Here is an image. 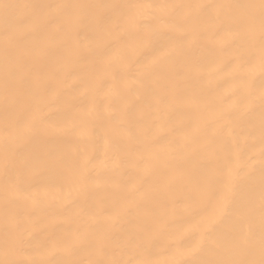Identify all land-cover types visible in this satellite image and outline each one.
Listing matches in <instances>:
<instances>
[{
  "label": "bare ground",
  "instance_id": "1",
  "mask_svg": "<svg viewBox=\"0 0 264 264\" xmlns=\"http://www.w3.org/2000/svg\"><path fill=\"white\" fill-rule=\"evenodd\" d=\"M6 2L0 260L259 262L260 0Z\"/></svg>",
  "mask_w": 264,
  "mask_h": 264
},
{
  "label": "snow or ice",
  "instance_id": "2",
  "mask_svg": "<svg viewBox=\"0 0 264 264\" xmlns=\"http://www.w3.org/2000/svg\"><path fill=\"white\" fill-rule=\"evenodd\" d=\"M14 7V5L8 4L6 0H0V9H3L7 14L8 9ZM249 7H252L251 5ZM260 12H261V30L264 33V0H260ZM262 207H264V176H262ZM261 255L262 258L259 262L254 260L240 261V262H218V261H206V262H194V264H264V237L261 239ZM0 264H13L12 261L0 260Z\"/></svg>",
  "mask_w": 264,
  "mask_h": 264
}]
</instances>
